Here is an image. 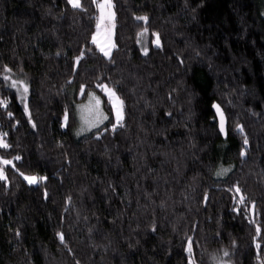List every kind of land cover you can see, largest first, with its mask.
Here are the masks:
<instances>
[{"label":"trees","instance_id":"obj_1","mask_svg":"<svg viewBox=\"0 0 264 264\" xmlns=\"http://www.w3.org/2000/svg\"><path fill=\"white\" fill-rule=\"evenodd\" d=\"M80 2L0 0V132L10 145L0 157L15 164L0 180V264H188L189 237L196 264L225 249L232 264H261V0H112L110 56L92 41L96 4ZM11 80L28 85L23 100ZM100 84L124 101L122 126L111 128L104 98L107 131L76 139L72 116L62 127L72 94ZM221 166L231 168L217 178ZM21 172L47 179L29 184Z\"/></svg>","mask_w":264,"mask_h":264},{"label":"snow or ice","instance_id":"obj_2","mask_svg":"<svg viewBox=\"0 0 264 264\" xmlns=\"http://www.w3.org/2000/svg\"><path fill=\"white\" fill-rule=\"evenodd\" d=\"M93 2L96 4V7L99 9L100 11V20H104V19H112L114 17V13L111 11L112 9V0H93ZM67 3L70 4L73 8H79L82 7V4L80 2V0H67ZM138 20H147L148 17L147 16H141V17H137ZM100 25L97 24V28L99 29ZM148 32L147 28H144L142 30L141 33H138V35L142 36L145 33ZM156 39L153 41L157 46L160 45V40H159V34L156 33L155 34ZM92 41L95 43L97 42V36L94 34L92 36ZM139 42V41H138ZM114 47V45H113ZM100 51L105 55V56H110V48L107 47H103L101 46ZM142 51L144 52L145 55H147L148 53V49L147 48H143ZM84 55V52L81 51L80 56L75 57V60L78 62L81 57ZM5 72L10 73L11 69L8 68L7 65H5ZM5 80H10L11 77L10 76H5L4 77ZM11 87L15 88L17 93L20 94V98L21 100H23L28 92V85L23 81H17V80H11ZM98 87L102 88L106 94L108 95L109 101L112 103L113 106V110L115 111V123H111V128L113 130H115L117 128L118 125H121V122L124 118V113H123V108H124V101L119 97V95H117V93L113 90L108 88L106 85H98ZM94 100H95V105L98 106L100 105L101 101L99 99V97H95L94 94H90ZM0 104H4L6 106L7 101H0ZM213 107L216 109L219 117H220V131L224 132L225 129V117L223 112L220 109V106L218 104H214ZM9 115H12L11 113H9ZM65 120H67V114L65 115ZM104 120H108V116L104 115L102 112L99 113V115L97 116L95 121L92 120H86L85 123L87 125V127H83L81 130L82 131H88L93 127H97L98 124L103 123ZM237 129L243 133V126L242 125H237ZM105 131H107V129H105ZM79 134V133H78ZM7 136V133H0V147L2 148H9L10 145L6 142V140L4 139V137ZM249 144V140L247 138V136H244L243 139V145L244 148L241 149L240 155L244 156L245 155V149L247 148ZM15 160H20L21 158L19 156H16L14 158ZM5 165H11L13 168H15V164L13 163V160H9V159H5L3 157H0V180L7 182L8 181V177L5 173L4 167ZM17 171H19L17 169ZM229 171V169L223 168L221 167L220 169L217 170L216 175L217 176H222L225 175L227 172ZM21 176H24V179L27 180V182L29 184H36L39 181H43L46 180L47 177H43V176H36V175H25L24 173H20ZM237 192H240V188L236 187L235 189ZM229 191H231V189H229ZM46 195V193H45ZM70 199V198H69ZM241 202H243L244 197L241 196L240 197ZM253 223H255V221H253ZM155 230V226L153 225V231ZM255 231L257 233L258 236L261 235L262 229L261 226L259 224H256L255 226ZM17 234L18 231H17ZM57 235L60 237V240L63 242L64 241V236L63 233H57ZM262 239H264V237H261ZM254 242L256 243V247L257 249H260L261 244L260 242L256 241V238H253ZM69 251H71L69 249ZM186 251L188 253V264H196V261L194 259V254H193V247H192V240L191 237L188 238V246L186 248ZM229 256V252L227 249L223 250V254L222 256H215L212 255L210 257V260L213 262V264H229L228 261H226L224 258ZM77 264H79V261H77ZM261 264H264V261H261Z\"/></svg>","mask_w":264,"mask_h":264},{"label":"rangeland","instance_id":"obj_3","mask_svg":"<svg viewBox=\"0 0 264 264\" xmlns=\"http://www.w3.org/2000/svg\"><path fill=\"white\" fill-rule=\"evenodd\" d=\"M261 2H262V13H264V0H261ZM111 11L115 14V11L113 8V2H112ZM99 17H100V11L98 9L97 18H96V20H97L96 29H95V33H94L97 36L96 44H97L99 50H100L101 46L110 48V55H111L113 53L112 51L116 47V41H115L116 19H115V15L112 19L106 18L104 20H100ZM97 24L100 25L99 29L97 28ZM113 45H114V47H113ZM100 85H106L108 88L113 89L115 91L114 87L110 84H100ZM99 90L100 91L89 90L85 93L84 88L82 87L78 91H76L74 94H72L71 108L73 110V114L72 115L70 114L69 108L66 110L65 115L67 114V120H65V115H64L62 118L63 119L62 127L66 128L68 126V124L70 122V117L72 116L74 118V123H73V127H72L73 135L76 139L87 136L90 133H95L96 135H99L103 130L107 129L104 125H106L109 122L111 117H110L109 111H107L106 107L104 106V98L107 99V101L109 102V104L111 106L112 117H113L112 123H115V111L113 110L112 103L109 101V98H108V95L106 94V92L100 87H99ZM90 94H94L95 97H99L101 103L98 106V108L95 105L94 98ZM101 112L104 115L108 116V120H104L103 123L98 124L97 127H93L88 131H82L81 130L83 127H87V125L85 123L86 120L95 121L97 116ZM123 113H124V108H123ZM221 167L229 169V170L231 168V166H221ZM25 175H36V176L46 177L45 175H42L39 173L25 174ZM215 177L218 178L217 175H215ZM40 182L41 181H39L38 183H40ZM229 264H232V263L229 262Z\"/></svg>","mask_w":264,"mask_h":264},{"label":"water","instance_id":"obj_4","mask_svg":"<svg viewBox=\"0 0 264 264\" xmlns=\"http://www.w3.org/2000/svg\"><path fill=\"white\" fill-rule=\"evenodd\" d=\"M214 104H218V105L220 106L221 111H222L223 114H224V117H225V129H224V132H221V131H220V126H219V125H220V117H219V115H218L216 109L213 107ZM213 105H212V109H213V112H215V117H216V122L218 123V130H219V133L222 134L223 137H226V136L228 135V133H227V130H228L227 115H226V113L224 112L222 106L220 105V103H219L218 101H216L215 103H213Z\"/></svg>","mask_w":264,"mask_h":264}]
</instances>
